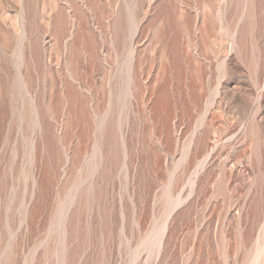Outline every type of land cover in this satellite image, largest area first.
<instances>
[{
  "label": "rangeland",
  "instance_id": "1",
  "mask_svg": "<svg viewBox=\"0 0 264 264\" xmlns=\"http://www.w3.org/2000/svg\"><path fill=\"white\" fill-rule=\"evenodd\" d=\"M0 264H264V0H0Z\"/></svg>",
  "mask_w": 264,
  "mask_h": 264
}]
</instances>
